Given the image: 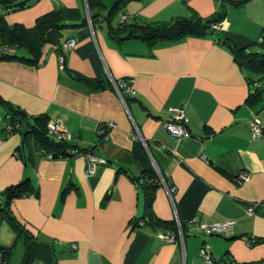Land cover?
Here are the masks:
<instances>
[{
    "label": "crops",
    "instance_id": "0c3cea01",
    "mask_svg": "<svg viewBox=\"0 0 264 264\" xmlns=\"http://www.w3.org/2000/svg\"><path fill=\"white\" fill-rule=\"evenodd\" d=\"M96 1L90 11L86 0H32L0 19L30 28L54 10L63 25L45 33L37 65L0 61V199L5 206L3 191L22 182L32 188L0 212L6 264H23L28 255L29 264H202L205 243L213 261L227 256L235 264H264V96L249 103L257 75L249 80L232 53L233 47L251 51L260 43L264 0L240 6L232 4L238 0ZM213 16L221 18L220 27L201 36H115L122 22ZM69 41L72 48L65 47ZM112 80L132 86L134 92L124 94L127 109ZM175 107H182L190 133L180 142L163 128ZM10 109L23 111L31 124L21 131L19 123L7 124ZM39 115L59 124L73 148L92 150L106 162L88 175L85 154L38 158L33 125ZM254 117L261 138L251 135ZM109 122L115 127L100 134ZM147 168L175 187L169 197L163 184L153 186V226L141 223L147 194L137 185L146 181ZM241 171L249 176L240 183ZM194 217L198 224L233 225L205 235L189 222ZM178 224L185 229L182 244L156 236L178 235Z\"/></svg>",
    "mask_w": 264,
    "mask_h": 264
},
{
    "label": "trees",
    "instance_id": "16d2710c",
    "mask_svg": "<svg viewBox=\"0 0 264 264\" xmlns=\"http://www.w3.org/2000/svg\"><path fill=\"white\" fill-rule=\"evenodd\" d=\"M248 1L249 0H238L232 4L235 6H240L246 4ZM86 2L90 11L94 6H96V3H99L96 0H86ZM31 3L32 0H0V9L3 10V12L0 13V19L4 12H14L25 9L29 7ZM95 17L96 16L92 14L90 16V20H95ZM220 21V17L218 18L213 16L211 19H209V21H206L205 19L190 20L179 18L167 23L156 24H126L125 22H122L120 24V29H117L115 32V36L120 40L136 37L146 39L148 41L177 39L185 35L201 36L215 30L212 29L211 25ZM1 23L2 22L0 20V45L1 47L5 46L7 50L5 52H0V61L14 60L34 65H37L41 59L42 45L45 43V33L51 29L61 30L63 27L61 24L60 13L54 10L38 17L35 21V24L30 28L20 24L6 26ZM222 41L223 43H228L226 39ZM258 45L262 46L263 50L260 49L257 51H247L246 48H232L234 61L238 63L240 68L247 71L249 80H252V75L264 76V42H260ZM253 82H256V80H252V83ZM263 95L264 89L258 85L255 86L253 92L249 93L247 99L249 103L254 104L259 99H261ZM34 122H36V124H34ZM34 122V152L38 158H46V154H50L51 159H57L66 156H73L76 154H85L86 152L92 153V150L88 151L73 148L72 145L65 139H51L47 134V124L49 121L45 115L34 117ZM15 123H19V131L23 129L24 125L31 124L29 119L23 114V111H13L10 109L7 115V124L13 125ZM144 177L146 178L145 182L144 180L137 181L138 186L144 185L143 189L147 194L146 204L148 207V212L142 218V221L146 225L153 226L155 222L150 213L153 186H161L162 183L153 168L145 169ZM31 191L32 188L28 182H22L17 186L5 189L2 193L5 198V206L3 202L4 200L0 199V212L6 213L5 208L12 199L27 195ZM257 206H261V204ZM13 225L16 229H18L15 223ZM181 226L182 233H184L185 229L183 225ZM169 227H173V225H169ZM23 234L26 240L31 241V237L28 235V233L24 232ZM255 241L256 239L252 240L250 243ZM257 241L260 242V240ZM30 256H26L23 264H29ZM213 263L235 264V262L232 260H228L227 256L220 258L218 261H213Z\"/></svg>",
    "mask_w": 264,
    "mask_h": 264
},
{
    "label": "built area",
    "instance_id": "2783aa9c",
    "mask_svg": "<svg viewBox=\"0 0 264 264\" xmlns=\"http://www.w3.org/2000/svg\"><path fill=\"white\" fill-rule=\"evenodd\" d=\"M127 20V16L123 15L122 16V21ZM212 29H218L220 27L219 23H214L211 25ZM74 46V41H69L66 43V48H72ZM7 48L5 46L0 47V52H5ZM63 56L60 55L58 56V61L61 64H63ZM115 87L118 89V94H120V99L122 101V104L124 105L125 109H127V104L124 99V94L131 92L133 93V88L132 86L127 83L125 80H119V81H114ZM171 113V118L170 120L166 121L163 123V128L166 132H168L177 142L182 141L183 139L189 138L190 133L187 129V118L184 114V111L182 107H175L170 109ZM16 127H19L18 124L15 125ZM114 123H104L103 125L100 126L99 133L100 134H107L108 130L114 128ZM13 126L8 125L6 127V130L9 132H12ZM48 132L50 135H52L56 139H65L69 137V135H66V133L62 130L59 124L49 122L47 124ZM250 132L253 138H261L263 136V131L261 127V123L259 119L253 118L249 124ZM86 159L88 161V166H87V174L91 175L95 173V165L96 163H105V159L98 158L92 153H85ZM46 158L51 159L50 154H46ZM248 173L246 171H241L238 174V181L244 182L248 179ZM161 183L166 187L167 194L169 197H172V195L175 192V187L168 185L163 179H161ZM256 205H250L246 210L249 214L253 213V209ZM191 224H194V227L196 229L201 230L205 235H212V234H220L224 233L227 231L229 227L233 225V221H226L224 223H216L213 225H204V224H198V218L194 217L189 221ZM143 224V221L141 222ZM156 236L166 242L170 243H176L180 241V243H183V233L181 230L180 225L178 224V235H172V234H166L159 232L156 234ZM200 257L206 262V263H213V259L210 254V249L209 245L207 243L203 244L200 248L199 252ZM0 264H6V261L4 259V252L2 248L0 247Z\"/></svg>",
    "mask_w": 264,
    "mask_h": 264
},
{
    "label": "rangeland",
    "instance_id": "374dc122",
    "mask_svg": "<svg viewBox=\"0 0 264 264\" xmlns=\"http://www.w3.org/2000/svg\"><path fill=\"white\" fill-rule=\"evenodd\" d=\"M259 7H262V5L257 3V8H259ZM263 36H264V32H263V34H262L261 39H260L259 42H262ZM250 49L251 50H260V49L263 50L262 46H260V45H252L250 47ZM255 79H256V83H255L254 87L257 86V85H259L262 89H264V76L263 75H258V76L255 77ZM220 234H222V233H220ZM17 256H18V251H16V252L13 253L12 261L16 260L17 259ZM202 264H213V263H206V262L202 261Z\"/></svg>",
    "mask_w": 264,
    "mask_h": 264
},
{
    "label": "water",
    "instance_id": "95a60500",
    "mask_svg": "<svg viewBox=\"0 0 264 264\" xmlns=\"http://www.w3.org/2000/svg\"><path fill=\"white\" fill-rule=\"evenodd\" d=\"M218 235V234H217Z\"/></svg>",
    "mask_w": 264,
    "mask_h": 264
}]
</instances>
